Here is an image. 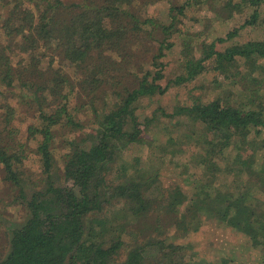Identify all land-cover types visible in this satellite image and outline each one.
Listing matches in <instances>:
<instances>
[{
    "label": "trees",
    "instance_id": "trees-1",
    "mask_svg": "<svg viewBox=\"0 0 264 264\" xmlns=\"http://www.w3.org/2000/svg\"><path fill=\"white\" fill-rule=\"evenodd\" d=\"M184 1V6L170 8L172 23L178 15H183L187 4L197 3ZM131 3L132 0H0V38L4 39L0 41L3 42L0 43V165L5 181L23 197L21 167L27 157V145L17 138L19 129L13 123L19 121L20 114H29L32 121L27 125V138L35 140L43 177L25 199L27 218L10 232L9 251L0 264H113L121 242L106 241L108 222L100 231L85 224L91 214L102 210L108 194L125 203L133 216L148 210L144 193L147 190L145 174H149L122 164L116 174L120 183L107 181L118 146L141 141L135 105L141 98L163 95L171 84L195 79L206 70L204 62L212 60V71L227 74L231 64L241 58L257 72V75L248 72L241 77L246 82L243 86L246 99L240 106L216 98L180 109V115L207 132L204 140L207 152L220 155L234 139L240 142L236 150L243 149L248 137L264 132V41L234 43L224 51H216L215 44L210 43L201 59L185 60L184 75L161 87L159 82L164 79L161 60L164 51L171 48L167 38L173 25L160 27L162 40H148L155 28L150 31L147 28L154 23L149 18L140 21L133 15L129 10ZM263 3L264 0H226L224 8H229V15L248 10L242 27L253 26L263 21ZM237 33L234 30L217 41L227 42ZM136 41L140 43L139 49H128L121 56L123 62L114 59L120 50ZM152 42L157 44L149 61L152 70L140 74L142 69L136 67ZM53 45V51L79 71L84 89L91 88L90 101L86 104L93 110H96L97 91L114 88L108 87L109 79L116 85L126 84L124 95H118L117 102L110 103L107 111L100 116L94 111L98 116L93 140L85 147L71 142L70 150L61 155V177L66 183L62 186L54 183L56 130L64 126L78 129L82 123L74 113L78 109L74 112L70 109L74 88L65 92L69 79L52 68L51 60L43 67L44 52ZM15 56L20 60L14 64ZM219 174L218 171L213 181ZM258 176L264 184V164ZM242 195L236 200L243 202ZM227 214L225 211L218 217L228 221ZM243 214L241 221L238 215L230 219L232 225H229L253 240L255 248L264 251V218L251 208ZM120 264H145L143 248L131 250Z\"/></svg>",
    "mask_w": 264,
    "mask_h": 264
},
{
    "label": "rangeland",
    "instance_id": "rangeland-1",
    "mask_svg": "<svg viewBox=\"0 0 264 264\" xmlns=\"http://www.w3.org/2000/svg\"><path fill=\"white\" fill-rule=\"evenodd\" d=\"M195 1L194 5L192 1L187 4L183 15H178L174 23L169 18L170 8L184 6V0H132L129 6L130 12L140 21L145 18L153 21L154 25L147 28L148 31L155 28L153 37L148 36L150 41L162 40L160 27L173 25L167 38L171 48L164 51L165 56L161 60L164 67V79L159 82L161 87L184 75L185 60L196 62L201 59L210 43L215 44L216 51H224L234 43L264 41V3L261 7L263 21L242 27L248 10L229 15V8H224L226 0ZM124 22L133 25L129 21ZM234 30L238 33L232 40L224 43L217 41ZM0 41H4L3 37ZM138 44V41L129 44L114 55V59L123 62L121 56L128 49H139ZM54 49L53 45L44 52L43 67L46 68L51 60L52 68L69 79L65 92L74 88L70 95V109L73 112L78 109L74 112L76 120L82 123L78 129L64 126L56 130L53 154L57 169L54 183L62 186L66 183L61 177V155L70 150L71 142L85 147L93 140L97 116L102 115L118 95H124L126 84L116 85L109 79L108 87L113 85L114 88L97 91L96 110H93L90 104H86L90 101L91 88L84 89L79 71L62 60ZM156 50L157 44L152 42L150 50L136 67L142 69L140 74L152 70L149 61ZM19 60L18 56L12 58L14 64ZM203 65L206 70L195 79L171 84L163 95L141 98L135 105V116L142 130L141 141L125 147L118 146L107 181L109 184L120 183L116 174L122 164L149 174H145L147 190L144 193L148 210L140 216H133L125 203L108 194L102 210L91 214L85 224L100 231L108 222L106 241L118 239L121 242L113 256V264L123 263L127 254L138 247L144 250L145 264H264V251L260 247L255 248L253 240L229 225H232L230 219H236L238 215L241 221V215L249 208L264 218V184L258 176L264 164V132L248 137L243 149L236 150L240 142L234 139L222 154L212 155L207 152L204 141L207 132L204 128L180 115L182 108L216 98L227 99L232 105L240 106L246 99L243 90L246 82L241 77L248 72L257 75V72L246 66L241 58L231 64L227 74L212 71V60ZM13 103L11 101V106ZM94 111L99 114L95 116ZM29 117V114H20L19 121L13 123L19 129L17 138L27 145V157L21 167L23 197L5 181L0 165V261L9 251L10 232L27 218L25 199L30 197L43 178L35 152V140L27 138V125L32 121ZM218 171L219 178L213 181ZM241 193H245V197ZM239 194L244 197L243 202L236 200ZM225 211L228 212L229 222H223L218 217Z\"/></svg>",
    "mask_w": 264,
    "mask_h": 264
}]
</instances>
